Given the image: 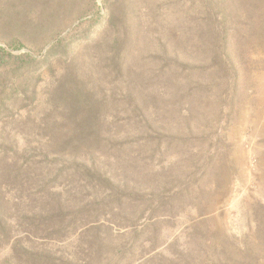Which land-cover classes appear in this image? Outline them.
<instances>
[{"label": "rangeland", "instance_id": "rangeland-1", "mask_svg": "<svg viewBox=\"0 0 264 264\" xmlns=\"http://www.w3.org/2000/svg\"><path fill=\"white\" fill-rule=\"evenodd\" d=\"M21 9L52 19L0 29L12 54L0 66V157L40 148L52 192L72 194L80 214L115 211L86 220L102 227L94 262L264 264V0H0V15ZM102 71L114 83L102 82L101 112L79 126L57 118L62 77L103 102L87 84ZM81 231L16 240L74 264Z\"/></svg>", "mask_w": 264, "mask_h": 264}, {"label": "trees", "instance_id": "trees-1", "mask_svg": "<svg viewBox=\"0 0 264 264\" xmlns=\"http://www.w3.org/2000/svg\"><path fill=\"white\" fill-rule=\"evenodd\" d=\"M22 9L11 16L1 13L0 29L12 30L11 28H13L21 30L28 28L39 30L52 19L51 17L46 18L45 15L38 18L23 17L21 15L23 13ZM115 40L117 41L118 38H115ZM60 47L61 43L59 42L52 51L55 52V58L58 57L57 50ZM9 48L11 50H21L23 44L19 41H13L9 44ZM11 56L12 54L8 50L0 46V66L5 65L6 58ZM68 60L66 58V62ZM73 62L75 60L72 59L67 64L70 66V63ZM71 66L73 67V65ZM112 66L121 65L114 62V65L109 67ZM72 67L68 68V72L72 70ZM110 75V72L104 74L102 71V73H98L97 77L94 76L87 82L88 85H96L97 100L101 98L103 102L94 101L87 92V88L78 80H73L75 78L73 73L70 76H63L59 89H56L51 96V104L53 103L58 110L59 107L61 110L63 108L57 114L59 115L57 118L66 120V122H73L78 126L84 122H89L93 114L101 112L102 107L106 104L102 92L105 86L102 85V82L110 87V84L114 83L109 81ZM120 76V70L118 69L115 78ZM68 77L69 79L66 80ZM63 111L64 114H62ZM47 122L52 131L49 139L54 140L56 135L59 134L54 129L56 125L55 116L49 118ZM10 150L12 152L11 157H8V149L0 157V251L10 247L11 254L0 260V264H73L72 261L68 260L62 262V258H56L49 251L19 246L16 235L22 229L25 233H28L27 236L29 237H54L58 241L69 239L73 234L75 235V233L82 230L77 240L81 241L78 253L83 251L84 256H78L74 264H100V262H94L99 259V255L94 256L89 253H99L100 242H102L100 233L102 227L99 225L90 227L89 224H86V220L90 219L92 223H96L99 222L100 217H105L115 211L94 210L95 207L91 206L88 207L91 210L90 212L85 215L80 214V212H77L78 206H76L72 194L52 192V187L44 184L49 180V176H55V171L53 172L49 168L44 170L41 168L42 164L34 160V152L40 150V148L26 145L20 149L18 146L13 147L12 145ZM52 153L55 154L54 159L58 160L64 156V149L59 148V150H54ZM21 157L23 160L20 161ZM47 157L45 155V158ZM66 159H68V156H66ZM89 173L90 171L84 175ZM70 179L74 180L72 177ZM93 187L95 186L93 185ZM86 188H88V184L87 187L82 186V189ZM9 194L11 199H8ZM79 222L83 224L78 227ZM258 261L255 260V264Z\"/></svg>", "mask_w": 264, "mask_h": 264}]
</instances>
